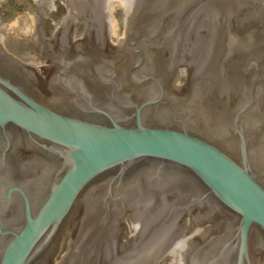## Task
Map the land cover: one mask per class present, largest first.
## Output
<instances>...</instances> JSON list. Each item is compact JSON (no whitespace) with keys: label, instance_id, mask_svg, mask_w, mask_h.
<instances>
[{"label":"water","instance_id":"water-1","mask_svg":"<svg viewBox=\"0 0 264 264\" xmlns=\"http://www.w3.org/2000/svg\"><path fill=\"white\" fill-rule=\"evenodd\" d=\"M111 2L119 3L122 21H129L124 29L136 37L148 36L144 26L161 13H178L175 59L185 60L176 67L178 85L187 84L189 70L205 73L203 47L182 39L196 36L214 2L195 3L190 18V0H80L107 5L109 14ZM7 18L0 2V25H10ZM22 64L35 71L46 65ZM159 75L131 71L130 84L163 81ZM112 88L95 93L69 84L78 109L60 112L0 68V131L19 129L47 142L45 149L62 160L34 210L21 188H3V204L20 196L24 220L17 226L0 220V264H38L49 254L47 264H264V151L256 145L262 121L252 118L261 93L252 94V105L215 114L195 94L181 116L188 125L181 121L177 129L161 85L139 101ZM203 123L226 125L231 138L201 137Z\"/></svg>","mask_w":264,"mask_h":264},{"label":"flooded vegetation","instance_id":"flooded-vegetation-1","mask_svg":"<svg viewBox=\"0 0 264 264\" xmlns=\"http://www.w3.org/2000/svg\"><path fill=\"white\" fill-rule=\"evenodd\" d=\"M36 2L38 19L34 34L46 65L35 71L0 48V68L26 86L40 102L60 112L78 109L79 103L76 104L68 89L69 84L72 89L84 87L95 93L110 92L115 84L124 92L125 99L134 101L145 99L149 92L161 85L168 93V106L172 107L171 114H174L170 124L178 129L180 122L185 121L181 118L182 113L185 108H190V99L195 94H200L203 104L215 114L233 106L252 105V94L256 91L261 95L254 104L256 111L252 118L262 121L261 130L256 132L262 134L263 139L256 145L264 151V0H216L214 3L211 0H190V18L195 3H213L210 10L202 14L196 36L190 32V37L182 39V43L186 40V44L203 47L207 69L203 74L195 70L190 74L189 70L187 84L182 86L178 85L176 67L183 65L185 60L182 58L178 62L175 59L178 51L175 39L181 27L178 13L168 9L144 26L148 36H131L126 29L124 40L114 45L109 40L113 36L114 21L107 5L82 6L80 0ZM199 14H193L190 27ZM128 23L126 19L122 24L127 27ZM83 27L85 29L80 34ZM46 33L48 37H45ZM187 55L190 56V50ZM149 69L159 72L163 81L154 78L155 81L149 80L140 86L130 84L131 71L148 72ZM245 98L249 101L246 102ZM184 125H188L186 121ZM199 128L203 138H231L226 125L203 123ZM48 145L35 141L34 137L19 129L5 134L0 131V178H5L0 180V195L8 185L7 188L19 187L26 193L34 210L36 202L40 203L49 192L62 167V160L45 149ZM146 169L148 167L142 170L145 174ZM0 220L15 222V226L24 220L19 195L14 194L12 201L5 204L0 196ZM14 229L9 227L8 230ZM1 245L0 237V249ZM50 255L38 264H47Z\"/></svg>","mask_w":264,"mask_h":264},{"label":"rangeland","instance_id":"rangeland-1","mask_svg":"<svg viewBox=\"0 0 264 264\" xmlns=\"http://www.w3.org/2000/svg\"><path fill=\"white\" fill-rule=\"evenodd\" d=\"M0 2L3 14H8L7 20L10 22V25H0V39L6 37L4 51L19 58L25 64H46V60L41 59V46L37 44L34 34L36 26L34 0H0ZM111 5H114V10L109 12L113 16L114 25L110 42L118 44L116 40H124L125 29L119 3L111 2ZM51 17L57 19L53 15ZM84 29L85 27L81 29L80 34ZM48 36L46 33L45 37Z\"/></svg>","mask_w":264,"mask_h":264}]
</instances>
